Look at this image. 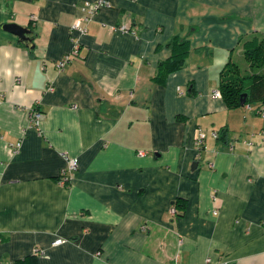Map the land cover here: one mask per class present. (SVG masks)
Segmentation results:
<instances>
[{
  "label": "crops",
  "instance_id": "obj_1",
  "mask_svg": "<svg viewBox=\"0 0 264 264\" xmlns=\"http://www.w3.org/2000/svg\"><path fill=\"white\" fill-rule=\"evenodd\" d=\"M85 1L0 0V264H264V120L213 95L264 0H112L80 34Z\"/></svg>",
  "mask_w": 264,
  "mask_h": 264
},
{
  "label": "trees",
  "instance_id": "obj_2",
  "mask_svg": "<svg viewBox=\"0 0 264 264\" xmlns=\"http://www.w3.org/2000/svg\"><path fill=\"white\" fill-rule=\"evenodd\" d=\"M175 46L174 54L158 64L157 78L162 81L166 79L168 74L180 70L185 64L189 53L188 42L184 40L177 41ZM244 54L246 60L250 63L251 73L243 74L237 63L229 61L220 80L219 90L222 93V100L229 108H237L241 106L242 95L246 94L245 104L255 103L257 104L256 110L262 111L264 110V36L247 40L244 43ZM260 117L264 120L262 116ZM175 205L176 203L174 207ZM179 212L184 213L176 208L175 214H180Z\"/></svg>",
  "mask_w": 264,
  "mask_h": 264
},
{
  "label": "built area",
  "instance_id": "obj_3",
  "mask_svg": "<svg viewBox=\"0 0 264 264\" xmlns=\"http://www.w3.org/2000/svg\"><path fill=\"white\" fill-rule=\"evenodd\" d=\"M112 6V0H96L94 2H90V1H85L80 5V9L85 13V16H83L82 19H79L76 21V23L73 25L72 27V31H76L79 32L80 34H83L86 32V27L82 26L83 22H90L93 15L100 9L103 7H111ZM112 30H121L123 32L129 33L132 32L131 28L127 25V24H121V25H115L113 27H111ZM77 37V36H76ZM79 37V36H78ZM73 49L71 51L70 54L66 55V57L58 62V67L60 69L64 68V66L69 63L71 56H75L77 54H79L80 52V40L78 39H73ZM214 96L215 98H220L221 97V93L219 89H215L214 90ZM260 116H262L264 118V110H260ZM44 118V113L42 111H34L31 115V120L32 123L39 127V125L41 124L42 120ZM264 130V129H263ZM264 133V131H263ZM215 138L217 137V134L214 133ZM198 144H200V142H198ZM21 143H18L16 145V147L14 148V152H18L20 149ZM213 166V164H211ZM79 167V162L76 158H67V165L65 167H63L60 171V175H59V182L62 185H66L67 183L70 182L72 174L78 169ZM171 212L173 214L176 213V208L173 206L171 208ZM64 243V240L62 239H58L54 242V246H60ZM36 254L41 255L43 254L42 251L36 250L35 251ZM204 264H213V260L211 258H207ZM225 264V263H223Z\"/></svg>",
  "mask_w": 264,
  "mask_h": 264
},
{
  "label": "water",
  "instance_id": "obj_4",
  "mask_svg": "<svg viewBox=\"0 0 264 264\" xmlns=\"http://www.w3.org/2000/svg\"><path fill=\"white\" fill-rule=\"evenodd\" d=\"M2 29L15 34L19 41L26 45L30 51L33 50L35 44L33 38L30 36L32 30L27 26L19 25L17 23H5ZM247 95L243 94L241 97V106H245Z\"/></svg>",
  "mask_w": 264,
  "mask_h": 264
},
{
  "label": "rangeland",
  "instance_id": "obj_5",
  "mask_svg": "<svg viewBox=\"0 0 264 264\" xmlns=\"http://www.w3.org/2000/svg\"><path fill=\"white\" fill-rule=\"evenodd\" d=\"M238 58V57H237ZM236 58V59H237ZM238 60H239V65L241 66V69H242V72H243V74H250L251 72L250 71H248L247 69H246V66L244 65V63H247V60H245V59H243V61H242V59H240V58H238ZM184 91H186V90H184ZM220 93H221V91H220ZM213 95H214V93H213ZM215 97V96H214ZM217 99H222V93H221V97L220 98H217ZM256 106V104L254 103L253 105H252V110H253V108ZM241 109H243L244 110V108H242V107H240ZM251 109V108H250ZM255 110V112L257 113V115H260V111L259 110H256V108L254 109ZM235 123H236V120H235ZM235 123H234V126H235ZM237 124V123H236ZM238 125H241V123L239 122L238 123ZM264 127V126H263ZM220 131H223L221 128H212L211 129V135L213 136V134L214 133H216L217 134V137H219V132Z\"/></svg>",
  "mask_w": 264,
  "mask_h": 264
}]
</instances>
